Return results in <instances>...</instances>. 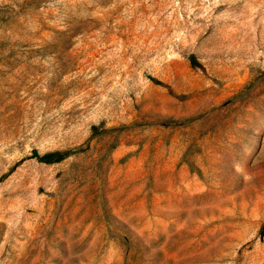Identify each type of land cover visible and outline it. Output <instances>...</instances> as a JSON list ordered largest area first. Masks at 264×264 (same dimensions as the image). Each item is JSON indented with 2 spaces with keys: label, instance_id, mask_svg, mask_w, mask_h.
<instances>
[{
  "label": "rangeland",
  "instance_id": "obj_1",
  "mask_svg": "<svg viewBox=\"0 0 264 264\" xmlns=\"http://www.w3.org/2000/svg\"><path fill=\"white\" fill-rule=\"evenodd\" d=\"M0 264H264V0H0Z\"/></svg>",
  "mask_w": 264,
  "mask_h": 264
},
{
  "label": "trees",
  "instance_id": "obj_2",
  "mask_svg": "<svg viewBox=\"0 0 264 264\" xmlns=\"http://www.w3.org/2000/svg\"><path fill=\"white\" fill-rule=\"evenodd\" d=\"M190 59L193 63L196 62L194 55H190ZM33 156L37 157L40 161L46 163L59 162L66 157V153L60 151H50L41 154L37 149L32 152Z\"/></svg>",
  "mask_w": 264,
  "mask_h": 264
}]
</instances>
